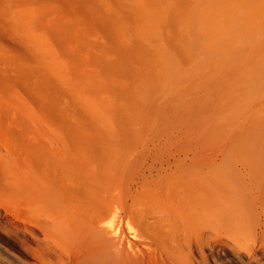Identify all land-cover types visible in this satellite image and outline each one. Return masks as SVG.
Masks as SVG:
<instances>
[{
    "label": "rangeland",
    "instance_id": "1",
    "mask_svg": "<svg viewBox=\"0 0 264 264\" xmlns=\"http://www.w3.org/2000/svg\"><path fill=\"white\" fill-rule=\"evenodd\" d=\"M0 152L21 171L17 196L0 173V264H74L86 253L87 241L52 230V189L69 161L113 183L104 197L119 199L122 245L136 242L142 264L183 254L200 264L209 240L239 264L234 254L264 242L242 231L234 240L219 213L214 231L189 239L165 215L142 221L138 207L166 210L198 163L211 166L216 212L250 209L242 186L264 175V0H0ZM252 197L262 211L259 189Z\"/></svg>",
    "mask_w": 264,
    "mask_h": 264
},
{
    "label": "bare ground",
    "instance_id": "2",
    "mask_svg": "<svg viewBox=\"0 0 264 264\" xmlns=\"http://www.w3.org/2000/svg\"><path fill=\"white\" fill-rule=\"evenodd\" d=\"M7 160L8 159L6 158V156H4V154H2L0 152V167H1L0 173L4 177H7V178H8V175H10L9 177H11V183L13 185V188L15 189L14 192H16V196H17L20 194L19 191H20V187H21L20 167H19L17 162L12 164V166H11V164H9ZM70 162L71 161L60 163L59 166L62 169L63 168L67 169L69 173L65 177L61 176V178L56 181V183L52 189V230H53V232H55L54 234H56L58 236V238L60 240H63V241L71 242V241H75V240H81L80 243L81 242L83 243V241H87L86 245H88V249H87L86 253L83 254L81 257L77 258V261L74 264H142L143 261H142L141 257L137 256V252L134 251V250L138 249L137 248L138 244L137 245L135 244L136 242H134L131 239V241L134 242V244H132L133 242H130V240L128 241V239H127L126 243L129 246L128 248H130L131 250L127 249L126 247H124L122 245V240L125 236L124 230H123L124 228L122 227L123 224L121 225L120 223L116 222L117 221L116 218L119 219L118 216L120 215V214L118 215V212L121 211L120 208H118V206H117V205H120V203L118 204L119 199H117L116 200L117 202H116L115 201L116 198L105 199V197H104L105 194L108 193L111 190V188L113 187V183L108 182L106 185L103 186L102 183H100V180L103 179V176H102L103 173L100 172L99 170L95 169V166H93L91 164H86L87 168H83V170L79 169L77 172L76 171H69V170H72V166L74 164V163H72V162L70 163ZM189 164L192 165V162H189ZM189 164H187L188 167H189ZM197 164L198 163L195 164L196 167H194V166L193 167L197 168L199 172L197 171V169L192 172V170H194L193 167H190L192 170L186 168V170H189L190 173L191 172L194 173L197 171L196 172L197 175H195L196 173L192 174L193 176H195V180L191 181V183L189 184L190 189L188 191H186L185 194H183L182 191L179 192L177 189H174L172 191L170 190L168 195L166 196V199H165V202L167 203L166 205L168 206L166 210H162L163 208L157 203L154 206H151V205L148 206V205H142L141 204V206H139L141 208L138 207V209H140L139 211H140L141 220L142 219L144 221L148 220V222L150 220H152L153 223H157L162 219V216L165 215L169 219L170 223H173V225H175L176 229L182 230V232L184 233L183 235L185 237H189V239H190V235H191V237L193 234L194 235H201V233L199 232V228L201 226L203 227L205 225V227L211 228L212 225H215L214 220L216 219V214L219 213L217 215H219L220 218H222V220H225L224 223L227 221H230L229 224H228V222L226 223V225L228 227L231 226V223L235 226L232 229H234V230L236 229L237 231L235 230L233 232V230L229 228L230 231H232L231 234L237 233V232L241 233V231H242L241 234L247 233L245 235L246 237L248 234L254 235L253 237L260 239V241L263 243L264 242V207H262L263 208L262 211L257 212L258 209L255 210V208L253 207V203H255V201L253 200L254 201L253 202L251 200V198H253L252 197L253 188L259 189V192L261 195L260 198H262V197L264 198V175H260V176H257L255 178H253V176H252V179L249 180V183L247 182V185H249V186L244 188L245 190L243 189V186H242V189H241V190H243L242 191L243 192L242 197L247 202L245 204H249V208H250L248 211H246V213L242 212L244 215H239V213H237L235 211L226 212V211L222 210L223 212H221V211L216 212L217 207H215V205H214L215 200L213 201V198H212V196L214 195L212 193L213 192L212 191L213 190V186H212L213 182L212 181H214V180H212V178H213L212 177L213 173L211 171L212 169L209 170V168L211 166L209 167V165H207L209 168H207L206 170H199L202 168V166L201 167L199 166V165H201V163H200L198 165L200 167L199 168V167H197ZM73 168H74V166H73ZM182 168H183V166H182ZM192 175H191V177H193ZM258 175H259V173H258ZM245 183H246V181H245ZM114 184H116V183H114ZM244 186H246V185H244ZM186 188H187V184H186ZM155 189H156V185H155ZM4 191H5L4 182L1 181V179H0V197L4 196ZM155 191H158V189ZM47 195H49V193H47ZM215 196L218 197V195H215ZM224 197H226V196H224ZM242 197H241V200H242ZM236 198H237V196H236ZM48 201L49 202L51 201L49 196H48ZM236 201H238V200H236ZM119 202H121V201H119ZM244 202H242V203H244ZM260 202H262V201H260ZM239 203H241V201ZM186 205H188V207H189L188 210H186ZM246 206L247 205H245V207ZM236 207H234V208H236ZM240 210H241V208H240ZM135 212H136V210H135ZM132 215H133V213H132ZM134 215H135V213H134ZM0 223H1V220H0ZM127 225H128L127 227H128L129 231L134 229L129 221L127 222ZM172 229H173V226H172ZM213 229H214V227H213ZM212 230L211 231L208 230V231L212 232ZM173 231H175V230L173 229ZM173 231H172V233H173ZM182 232H181V234H182ZM241 234H239V236H241ZM226 235H227V233H226ZM233 236H234V234H232V237ZM156 237L157 238L155 240H158L160 236L159 237L156 236ZM239 238H241V237H239ZM255 238H254V240H255ZM148 239H151V238H148ZM200 239H202V238H200ZM233 239H234V237H233ZM162 240L164 243L161 242ZM169 240L175 241V242L173 241L174 243L172 241H170L171 243H173V245H174L173 247H175L176 246L175 243L178 244V242L180 241V237H176V234H175L173 236V239H169ZM125 241H126V239H125ZM161 241H159V244L161 243V245H163V249H165L164 251H167V250L169 251L168 248L170 245L167 243V240L162 238ZM210 241L211 240H209L208 244H207L208 245L207 247L209 249V251H208L209 253L205 254L204 250H203L202 255H201L202 259L200 258L201 259L200 264H225L224 262H222V260H223L222 258L220 260L219 258H217V256H215L214 251H213L214 246H211ZM237 241H239V239H237ZM188 242H190V241H188ZM215 242H216V240H215ZM215 242H214V244H215ZM60 243H58V244H60ZM143 243H142V245H143ZM187 245L189 246V244H187ZM230 245H231V243H230ZM178 246H176V247H178ZM241 246L243 247V245H241ZM63 247H61V248L65 249V246H63ZM132 247L134 248V250H132ZM153 247L155 248V246H153ZM179 247H182V245ZM191 247L192 246L190 245L189 250L191 249ZM200 247L201 246L199 245V248ZM154 248H153V250H154ZM202 249H205V248L202 247ZM233 250H236V249H233ZM176 251H179V250H176ZM185 251L187 252V250H185ZM189 252H191V251H189ZM240 252H242V251H240ZM152 253H150V255H153ZM234 253H236V252H234ZM167 254L171 255V252H168ZM186 254H188V253H186ZM200 254H201V252H200ZM159 255L161 256V254H159ZM180 255H182V248H181V254ZM234 255L236 258L235 259L236 262L239 264H264V246H261L260 248L253 249L246 255L243 253H239V252L234 254ZM172 256H176L175 253H174V255L172 254ZM142 257H143V255H142ZM176 257L175 258L173 257V259H176ZM183 257L187 258V256L185 257V255L183 254L182 259H181V257H178V259L180 258L181 260L176 259L178 261L177 264H182ZM219 257H220V254H219ZM162 259H164V258H162ZM226 260H228V259H226ZM175 261L173 260V263H175ZM185 261H186V259H185ZM179 262H181V263H179ZM226 264H227V262H226Z\"/></svg>",
    "mask_w": 264,
    "mask_h": 264
}]
</instances>
